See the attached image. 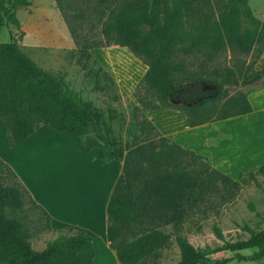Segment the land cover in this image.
<instances>
[{"label":"trees","instance_id":"obj_1","mask_svg":"<svg viewBox=\"0 0 264 264\" xmlns=\"http://www.w3.org/2000/svg\"><path fill=\"white\" fill-rule=\"evenodd\" d=\"M27 5L26 0H0V30L19 29L13 10ZM115 12H109L108 23L117 32ZM116 19L125 38L135 44L131 54L147 67L134 91L144 109L178 107L190 127L252 111L247 97L224 99V87L238 85L250 66L217 63L226 52L234 61L264 52V18L253 15L248 0H123ZM75 53L90 57L86 50ZM100 72L94 71V77ZM103 75L112 80L107 72ZM104 124L101 110L73 93L63 78L38 67L17 42L0 43V126L10 147L47 126L77 135L81 154L98 149L103 163L121 162L106 205V237L120 264H157L172 237L179 249L175 264L207 263L225 252L233 257L214 264L264 257V229L245 226L248 238L226 241L213 227L222 242L215 248H195L181 234L191 217L218 214L231 202L240 191L237 181L212 168L204 157L161 137L148 120L139 122V134L130 143L109 134L108 126L107 134L100 132ZM255 175L264 176V165L247 174L250 180ZM49 231V218L0 159V264L92 263L91 237L71 227L58 230L44 249H33L34 234ZM246 250L253 252L240 254Z\"/></svg>","mask_w":264,"mask_h":264},{"label":"rangeland","instance_id":"obj_2","mask_svg":"<svg viewBox=\"0 0 264 264\" xmlns=\"http://www.w3.org/2000/svg\"><path fill=\"white\" fill-rule=\"evenodd\" d=\"M248 1L249 6L255 9L256 15L260 14L258 11L259 9L262 11V6H260L259 1ZM122 2L123 0H27V6H18L13 10L19 20L20 28L17 29L14 26L2 28L0 30V43L17 42L18 45L27 46L23 50L38 67L63 78L67 87L73 93L82 100L92 103L104 113L105 124L99 126L100 132L107 134L106 126H108L110 128L109 134L121 143H130L133 135L139 134V122L147 121L144 112L148 110L138 104L134 97L136 87L132 92H125L121 87L124 81L118 80L117 82L113 78L112 73L107 71V68L109 70L112 68L115 70L119 69L120 75H123L129 68L134 66L125 65L124 69L121 70L116 64L113 66L102 65L103 62L101 60V24L107 28L110 36L116 38V32L109 25L108 18L109 12L111 13L115 8L117 9ZM84 45L96 48L93 53H90V57H80L75 53V50H78L76 49L77 46ZM237 62L244 64V67L250 66V71H244L238 79V85L224 87V99L240 96L247 97L251 89H253L249 87V84L256 82L252 80L256 77L258 78L257 81L264 78V52L260 56L256 52L249 56H239L238 61H234L230 53L226 52L225 56H221L217 61V63L231 68L239 66L236 65ZM98 69H101V72L95 78L94 71ZM104 72L108 73L112 79L111 81L104 77ZM135 76L136 80L133 79L135 83L142 78L139 68H137ZM246 81L249 83H245ZM260 84L264 86V80ZM115 97L117 99H114ZM142 97L149 99V95L145 92H142ZM134 107H138L139 111L133 112ZM109 114L112 116V120L108 118ZM43 130L49 133V137L43 140L46 143L47 150L49 146L51 148L58 143V145L67 147L64 149L65 153L77 152L76 136L74 134L58 133L48 127H44ZM262 131L264 132V129ZM2 134L4 135L3 132ZM242 134L249 137L251 160H249L246 167L244 166L242 170L244 174L241 178L240 175L238 177L234 172H231L229 176L240 184V191L231 202L219 208L218 214H210L206 217L202 215L194 216L184 223L181 234L195 248H204L205 246L215 248L222 244L214 236L213 227H218L222 231L226 241L248 238L249 232H247L245 226L256 231L264 229V176L255 175L253 180H250L247 176L250 172L256 173L264 165V153H261L264 139L256 138L251 130L243 129ZM65 136H72L75 140L71 142L64 138ZM90 136H94V133H90ZM61 139L67 140V142H54L56 140L61 141ZM82 139L84 140L85 138L82 137ZM257 151L260 153H257ZM0 154H4L1 145ZM96 154L97 150L90 153L91 157L97 156ZM84 157L86 156L78 158L76 156L67 157L73 161L72 170H68V179L69 183H71L69 185L71 186L67 188L63 196L53 198L54 200L52 201V197L40 194L41 199L57 210L64 220L69 219L67 216H70L74 219L87 221L90 217L89 213L93 212V217L98 221L99 207H97L96 201L98 197V201L101 203V226H103L106 224L105 203L108 201L109 194L108 192L103 193L101 188L102 184H107L108 177L104 176L102 178L101 181H104L100 190H98L96 187V174L98 171L101 174V170L105 171V168L110 169V167L108 165L101 166L100 159L97 156L96 160L95 158L92 160V167L86 170L88 166L84 160L90 156ZM60 161L59 158V164ZM105 187V189H108L107 185ZM83 197L87 201L89 199L91 206H84L88 203L83 204V206L76 203L73 204V199H82ZM54 201L64 205L65 209L61 212V205L59 206ZM76 207L77 210H75ZM166 231H170V228L166 229ZM56 236L57 233L50 232L34 234V238L31 241L33 249H44L46 243L53 240ZM252 252V250H246L240 252V254L248 256ZM230 257H233V253H220L212 256L210 262L201 264H214L220 259ZM178 260L179 249L174 237H172L171 245L163 250L162 258L157 264H175ZM227 264H264V257L259 261L238 262L234 260Z\"/></svg>","mask_w":264,"mask_h":264},{"label":"crops","instance_id":"obj_3","mask_svg":"<svg viewBox=\"0 0 264 264\" xmlns=\"http://www.w3.org/2000/svg\"><path fill=\"white\" fill-rule=\"evenodd\" d=\"M258 1L260 6H262V11H260V9L258 11L260 14L256 15L255 9L252 8V6H250V8L253 15L257 19L262 20L264 18V0ZM121 4L117 7L115 12V23L117 26L116 38L110 36L107 28L101 24V60L103 62L101 63L102 65L112 66L116 64L121 70L124 69L125 65L134 66L129 68L123 75H120L119 69L115 70L112 68L109 70L106 67L107 71L112 73L113 78H115L117 82L118 80L124 81L121 87L125 92H132L140 81V79H138V82L135 83L133 80L136 77L137 68L140 69L141 77H143L147 67L131 54L130 48L135 44L125 38L118 25L116 18ZM19 46L26 54L23 48L27 46ZM76 49L93 53L96 48L84 45L80 47L77 46ZM262 80H264V78L249 84V87L253 89H251L250 93L247 95V99L251 105L252 111L246 115L190 127L183 111L178 107L145 111L144 114L146 119L151 122L161 137L168 138L182 148L204 157L212 168L221 173L230 176L231 172H234L239 177V175L244 174L242 170L244 166L246 167L249 160H251L249 137L248 135L242 134V130H251L256 138L264 139V132L262 131L264 129V86L260 84ZM44 127L47 126H41L22 144L12 148L8 145L6 135L2 134L3 131L1 132L2 129L0 126V145L4 152V154H0V159L16 174L18 180L27 189L37 206L49 218L50 233H57L58 230L65 227H71L76 231L85 232L92 239L94 258L91 264H120L114 251L109 247L106 237V224L101 226V203L98 201V197L96 198L97 207H99L98 221L93 217V212L89 213L90 217L87 221L74 219L70 216H67L69 219L64 220L62 215L58 214L57 210L42 201L40 194H46V197H52L51 200L53 201V198H60L63 196L67 188L71 186L69 185L71 183H69L70 181L68 179V170H72L73 161L70 158L68 159V156H76L77 158L81 156H90L89 158L84 157L86 158L84 161L87 162L86 165L88 166L86 170L92 167V160L94 158L96 160L98 156L100 159V152L98 149L91 150H97V156L93 157L90 155L91 151L86 154H81L78 150L75 153H65L64 149L67 147L58 145V143L51 148H49V146L47 150L46 143L43 142V140L49 137V133L43 130ZM75 136L77 141L78 136ZM68 137L65 136L64 138L71 142L75 140L72 136ZM54 142L64 143L67 142V140L61 139V141L56 140ZM261 149V153H264V146H262ZM258 151L257 153H260ZM59 158L61 160L60 164L58 163ZM100 163L101 166L108 165L110 169L105 168V171L101 170V174L99 171L97 172L96 187L100 190L101 184L104 181H101L102 178L104 176L108 177V182H106L107 184H102L101 191L103 193L108 192L110 195L120 173L121 163L118 161L103 163L101 160ZM83 180L86 182L84 177ZM106 185L108 189H105ZM91 189L93 190L92 187ZM72 202L73 204L76 203L82 206L88 203L84 206H91L89 199L87 201L84 197L82 199H73ZM56 203L59 206L61 205L58 202ZM105 204L107 205V203ZM64 209V205H61L60 211L62 212ZM75 210H77V207Z\"/></svg>","mask_w":264,"mask_h":264}]
</instances>
